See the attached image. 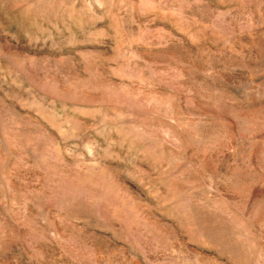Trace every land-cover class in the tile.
<instances>
[{
    "label": "rangeland",
    "instance_id": "rangeland-1",
    "mask_svg": "<svg viewBox=\"0 0 264 264\" xmlns=\"http://www.w3.org/2000/svg\"><path fill=\"white\" fill-rule=\"evenodd\" d=\"M0 264H264V0H0Z\"/></svg>",
    "mask_w": 264,
    "mask_h": 264
}]
</instances>
